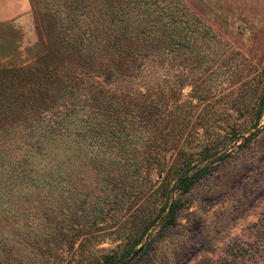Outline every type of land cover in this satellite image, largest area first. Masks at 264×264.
<instances>
[{"label": "trees", "instance_id": "1", "mask_svg": "<svg viewBox=\"0 0 264 264\" xmlns=\"http://www.w3.org/2000/svg\"><path fill=\"white\" fill-rule=\"evenodd\" d=\"M28 2L41 55L36 53V66L31 69H0V119L4 114L9 122L7 112L16 117L6 127L0 121V254L8 252L9 257L3 264L17 259L21 249L17 242L27 243L40 251L36 257L45 258L59 251L60 241L67 250H74L77 241L85 249L100 241L104 232L139 234L136 250L154 220L167 210L174 182L188 171H175L156 190L147 189L148 183L152 186L151 172L162 174L158 153L181 136L183 125L174 124L166 133L160 129L158 84L127 95L117 93L115 86L121 79L139 76L146 63H171L180 53L191 55L195 33L190 14L178 0ZM43 22L49 26L50 46L45 45ZM7 44L0 41V46ZM71 50L84 55L79 77L71 76L65 65ZM91 56L99 58V66L89 68ZM111 57L113 61H106ZM64 73L67 77H60ZM27 83L29 91L32 84L39 85L30 100L22 92ZM263 105L264 93L252 129L259 125ZM255 136L245 137L242 147ZM208 170L203 168L180 191L187 192ZM144 190L151 192L133 211ZM157 198L161 208L151 219L147 209ZM128 201L129 215L124 218ZM177 208L176 203L164 227L171 225ZM248 247L236 239L228 246L224 263L244 260ZM101 263L118 264L108 256Z\"/></svg>", "mask_w": 264, "mask_h": 264}, {"label": "rangeland", "instance_id": "2", "mask_svg": "<svg viewBox=\"0 0 264 264\" xmlns=\"http://www.w3.org/2000/svg\"><path fill=\"white\" fill-rule=\"evenodd\" d=\"M178 1L190 14L193 24L195 41L191 55L180 53L171 63H146L139 76L126 82L117 81L115 89L127 95L158 84L161 88L156 94L157 116L163 118L160 129L166 133L179 123L183 125L181 136L158 153L162 174L153 170L152 186L148 183L147 189L156 190L162 179L168 180L175 171L181 173L188 168L183 172L184 177L223 152L227 158L208 165L209 170L187 192H175L174 204L178 208L171 225L161 226L152 234L133 264H221L228 246L236 239L247 242L249 253L235 264H264V224L258 225L264 223V126L255 132L264 125V105L259 125L252 129L264 93V0ZM0 5V41L8 43L6 47L0 46V69L33 68L41 49L28 0H0ZM40 7L45 13L42 4ZM43 25L47 29L45 45L50 46L48 23ZM83 59L78 50L69 51L65 65L72 71L71 76L80 75ZM113 60L111 57L106 61ZM98 63V57L89 58V68ZM64 75L66 78V73L60 77ZM29 84L22 86L28 100L39 87L32 84L29 91ZM172 95L175 99H168ZM6 114L9 122L4 121L3 114L2 127L16 118L9 112ZM254 132L255 138L242 147L244 138ZM148 193L142 192L133 211ZM172 193L173 190L170 200ZM128 203L123 207L124 218L129 215L125 213ZM160 208L157 198L147 209L151 219ZM161 217L154 220L150 230ZM129 232L124 231L120 236L104 232L100 241H93L85 249L77 241L74 250H67V244L60 241L59 251L45 258L40 254L36 257L40 251L16 240L21 249L10 264H39L43 260L48 264H98L105 256L121 264L135 250L134 242L140 239L139 234ZM144 240L145 236L142 243ZM7 254H0V264L5 262Z\"/></svg>", "mask_w": 264, "mask_h": 264}, {"label": "water", "instance_id": "3", "mask_svg": "<svg viewBox=\"0 0 264 264\" xmlns=\"http://www.w3.org/2000/svg\"><path fill=\"white\" fill-rule=\"evenodd\" d=\"M264 125H261L257 128V131L261 130L263 128ZM254 132V133H255ZM226 154V152H223L215 157H213L212 159H209L208 161L202 163L201 165H199L198 167H195L192 171H190L189 173H187L174 187L173 189V193L171 196V200L170 203L168 205V208L165 212V214L160 218V220L154 225V227L146 234L145 236V240L144 242L139 245L137 247V249L132 253V255L126 259L122 264H132L137 258L138 256L141 254L142 250L144 249V247L146 246V244L148 243L150 237L152 236L153 233H155L161 226L164 225L165 221L168 219L169 215L171 214V210L172 207L174 205V194L175 192L180 191V189L186 184V182L191 179L195 174H197L199 171H201L203 168L207 167L208 165L212 164L214 161L218 160L220 157L224 156Z\"/></svg>", "mask_w": 264, "mask_h": 264}, {"label": "crops", "instance_id": "4", "mask_svg": "<svg viewBox=\"0 0 264 264\" xmlns=\"http://www.w3.org/2000/svg\"><path fill=\"white\" fill-rule=\"evenodd\" d=\"M0 8H1V5H0ZM8 9H9V7H8ZM14 9L17 10V7L14 6ZM9 10H10V9H9ZM8 16H9V15H8ZM1 18H2V13H1V11H0V19H1ZM3 41H4V40H3ZM1 42H2V41H1Z\"/></svg>", "mask_w": 264, "mask_h": 264}]
</instances>
